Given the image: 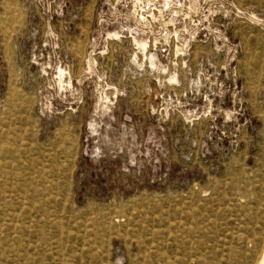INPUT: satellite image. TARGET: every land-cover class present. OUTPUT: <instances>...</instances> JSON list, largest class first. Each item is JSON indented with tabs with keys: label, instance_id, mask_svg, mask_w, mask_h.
<instances>
[{
	"label": "rangeland",
	"instance_id": "obj_1",
	"mask_svg": "<svg viewBox=\"0 0 264 264\" xmlns=\"http://www.w3.org/2000/svg\"><path fill=\"white\" fill-rule=\"evenodd\" d=\"M0 264H264V0H0Z\"/></svg>",
	"mask_w": 264,
	"mask_h": 264
}]
</instances>
